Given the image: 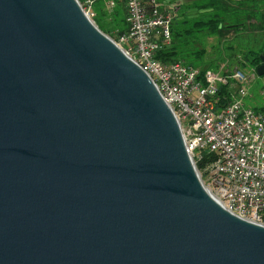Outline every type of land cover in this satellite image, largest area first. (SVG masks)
Returning <instances> with one entry per match:
<instances>
[{"label": "water", "instance_id": "obj_1", "mask_svg": "<svg viewBox=\"0 0 264 264\" xmlns=\"http://www.w3.org/2000/svg\"><path fill=\"white\" fill-rule=\"evenodd\" d=\"M0 264H264V225L209 196L78 0H0Z\"/></svg>", "mask_w": 264, "mask_h": 264}, {"label": "built area", "instance_id": "obj_2", "mask_svg": "<svg viewBox=\"0 0 264 264\" xmlns=\"http://www.w3.org/2000/svg\"><path fill=\"white\" fill-rule=\"evenodd\" d=\"M127 31L113 42L153 82L176 118L186 150L196 160L200 152L213 156L203 166L201 183L221 207L235 216L264 225V76L262 109L242 104L247 92L237 86L232 101L220 105L218 86L246 79L234 70L224 76L180 62L162 64L154 54L170 43L173 4L157 0H123ZM91 0L82 10L90 18Z\"/></svg>", "mask_w": 264, "mask_h": 264}, {"label": "trees", "instance_id": "obj_3", "mask_svg": "<svg viewBox=\"0 0 264 264\" xmlns=\"http://www.w3.org/2000/svg\"><path fill=\"white\" fill-rule=\"evenodd\" d=\"M78 1L83 4L85 0ZM91 1L93 15L90 19L103 34L115 40L127 31L123 0H114L116 6L110 11L105 6L107 0ZM190 10L193 13L187 15ZM169 32V45L162 46L154 54L162 64L180 62L198 69L202 75L206 71H218L219 64L226 61L236 68L247 65L255 73L260 63L259 55L264 54V0H199L184 4L175 11ZM209 37L216 40L214 58H206L202 48V41ZM236 89L218 86L220 105L229 104ZM252 109H262V104ZM200 155L199 160L193 157L199 173L205 163L213 159L206 152Z\"/></svg>", "mask_w": 264, "mask_h": 264}, {"label": "rangeland", "instance_id": "obj_4", "mask_svg": "<svg viewBox=\"0 0 264 264\" xmlns=\"http://www.w3.org/2000/svg\"><path fill=\"white\" fill-rule=\"evenodd\" d=\"M168 2L170 4H173L176 7V10L179 8V6H182L184 4L190 5V2L193 4L194 2H198L199 0H157L158 4H163V2ZM194 1V2H192ZM91 6V5H90ZM106 9L110 11L112 8L116 6V1L114 0H107L106 1ZM95 7V6H94ZM93 7V9H94ZM92 7H89L90 14L93 15V11L91 10ZM192 9V8H191ZM194 10V9H193ZM95 11V10H94ZM193 11H187V15H191ZM174 17V16H173ZM112 40V39H111ZM113 41V40H112ZM202 48L204 49L206 53V58H214L216 56V40L215 38H205L203 41ZM198 48L201 46L198 45ZM225 55L227 57V53L225 52ZM234 70H238L248 81L241 83L240 86L247 92V95L242 98V104L245 107L249 108H256L263 102V94H261V89L263 88V76H257L252 69L249 66H239V67H233L230 62L222 61L219 64V70L212 73H218L222 76L226 74L232 73ZM211 72V71H209ZM231 88H237V86L233 85Z\"/></svg>", "mask_w": 264, "mask_h": 264}]
</instances>
